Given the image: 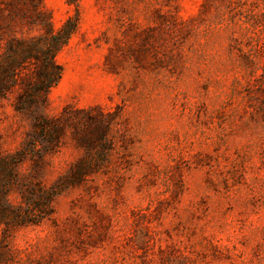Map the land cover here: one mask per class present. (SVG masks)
<instances>
[{
  "label": "rangeland",
  "instance_id": "obj_1",
  "mask_svg": "<svg viewBox=\"0 0 264 264\" xmlns=\"http://www.w3.org/2000/svg\"><path fill=\"white\" fill-rule=\"evenodd\" d=\"M8 1L3 67L40 34L18 17L29 0ZM42 1L78 31L56 85L31 99L30 63L0 99V161L18 174L0 189L54 202L0 227V264H264V0Z\"/></svg>",
  "mask_w": 264,
  "mask_h": 264
},
{
  "label": "trees",
  "instance_id": "obj_2",
  "mask_svg": "<svg viewBox=\"0 0 264 264\" xmlns=\"http://www.w3.org/2000/svg\"><path fill=\"white\" fill-rule=\"evenodd\" d=\"M42 2V0L28 1L27 8L31 15L18 6V17L33 25L40 34L32 38L18 39L7 46L4 54L6 66L0 65V99H5L13 91L17 85V78L18 84H25L23 79H21L22 82H19V76L30 63L39 67L34 73L31 83L25 84L26 92H29L28 95H31V99L46 93L58 83L61 77V69L56 65L55 58L62 49L70 44L73 36L77 33L79 19L78 16L69 18L61 29L55 30L51 19L42 11ZM18 3L24 4L25 2L18 0ZM67 3L77 6L78 0H67ZM0 4L6 8L11 7L8 0H0ZM25 104L22 102L20 108H26ZM43 128L47 129V127ZM0 165L4 167V174L0 176V184L18 185V174L13 157L1 159ZM84 177L80 174L74 176L77 180ZM22 188L25 190L19 192L22 201L18 206L9 203V196L12 193L7 191L6 187L0 189V227L7 226L9 223L18 226L29 225L35 223L34 220L37 217L50 214L54 202L52 192L43 187L29 188L22 185Z\"/></svg>",
  "mask_w": 264,
  "mask_h": 264
}]
</instances>
